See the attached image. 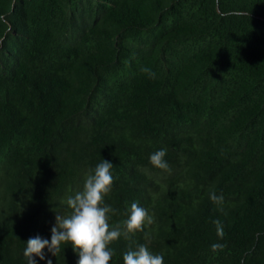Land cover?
Here are the masks:
<instances>
[{
  "label": "trees",
  "instance_id": "obj_1",
  "mask_svg": "<svg viewBox=\"0 0 264 264\" xmlns=\"http://www.w3.org/2000/svg\"><path fill=\"white\" fill-rule=\"evenodd\" d=\"M102 160L110 227L134 202L155 221L109 264L141 244L164 264H264V0H0V264H27Z\"/></svg>",
  "mask_w": 264,
  "mask_h": 264
},
{
  "label": "clouds",
  "instance_id": "obj_2",
  "mask_svg": "<svg viewBox=\"0 0 264 264\" xmlns=\"http://www.w3.org/2000/svg\"><path fill=\"white\" fill-rule=\"evenodd\" d=\"M166 151L160 149L154 152L149 160L153 167L170 172L171 169L164 159ZM112 168L111 162L102 160L94 169L88 171L82 189L67 199L70 214L56 215L50 239L37 235L25 242L23 255L27 264H37V258L45 260V249L54 256L61 251V245L65 244H70L78 254L77 264H109L113 255L109 248L112 242L121 235L130 238L136 232L143 231L145 224L152 225L155 222L146 209L134 202L130 206L128 218L124 221L123 231L119 226L110 227L109 214H115L117 210L104 205V197L111 191L113 184ZM209 198L217 205L223 204L222 194L217 196L212 192ZM213 223L217 237L223 239L225 232L221 221L215 220ZM224 246L214 243L211 250L217 252ZM47 264H52V261L48 260ZM123 264H164V259L162 255L151 253L146 245L141 244L135 250L130 248L123 254Z\"/></svg>",
  "mask_w": 264,
  "mask_h": 264
}]
</instances>
